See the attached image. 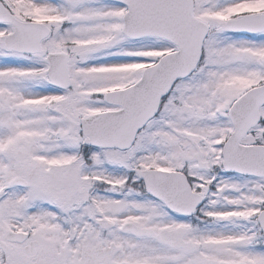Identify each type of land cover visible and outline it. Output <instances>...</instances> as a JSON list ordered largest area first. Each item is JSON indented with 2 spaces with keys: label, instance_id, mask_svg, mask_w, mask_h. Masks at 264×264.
I'll return each instance as SVG.
<instances>
[{
  "label": "snow or ice",
  "instance_id": "1",
  "mask_svg": "<svg viewBox=\"0 0 264 264\" xmlns=\"http://www.w3.org/2000/svg\"><path fill=\"white\" fill-rule=\"evenodd\" d=\"M0 264H264V0H0Z\"/></svg>",
  "mask_w": 264,
  "mask_h": 264
}]
</instances>
